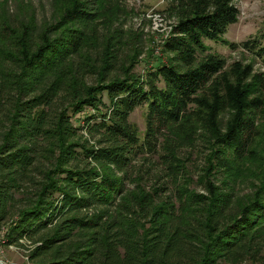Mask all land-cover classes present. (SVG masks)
<instances>
[{"label": "trees", "instance_id": "1", "mask_svg": "<svg viewBox=\"0 0 264 264\" xmlns=\"http://www.w3.org/2000/svg\"><path fill=\"white\" fill-rule=\"evenodd\" d=\"M87 1L54 0L42 25L0 10L2 244L38 243L28 264H264V179L238 192L249 164L264 165V73L205 44L238 22L235 0H177L166 59L148 56L144 73L138 49L120 58L115 0ZM242 44L264 55L259 38ZM143 106L142 136L130 117ZM198 145L195 181L181 152ZM146 154L174 195H159L162 175L146 183L134 165Z\"/></svg>", "mask_w": 264, "mask_h": 264}, {"label": "rangeland", "instance_id": "2", "mask_svg": "<svg viewBox=\"0 0 264 264\" xmlns=\"http://www.w3.org/2000/svg\"><path fill=\"white\" fill-rule=\"evenodd\" d=\"M176 1L115 0L120 10L115 27L123 28L126 33L125 40L127 42L119 51V55L122 59L129 52L128 49H138L141 51L139 58L144 61L137 65L136 70L138 72L144 73L146 72V68H149V63L146 62V59L150 55L154 56V58L161 57V60L166 59V54L162 52L163 43L171 34L172 26L177 23V17L171 11L176 5ZM87 2L90 5L98 6V0H88ZM235 2L240 9L238 22L228 27L227 32L223 36V40H205L207 52L224 57L228 64H231L235 60H240L245 64L251 63L255 71L264 73V55L261 56L256 52L249 51L242 44L247 40L258 38L261 43L264 42V0H235ZM56 7L54 0H0V10L4 9L11 16H17L19 20H27L33 14L38 25H42L45 22H52L55 19ZM14 22L17 23L18 20ZM99 30L103 32L102 26L99 27ZM137 33L138 35H136ZM233 44H236V46ZM99 52L100 49L93 50V56L98 55ZM119 72L117 70V73ZM96 76V74H88L85 80L89 84L96 83ZM104 100L106 103L109 102L107 94H104ZM60 107L62 106L60 105ZM2 108H4V111L6 110L5 105ZM91 111L92 109L87 108L86 113L88 114ZM72 113L70 111V114ZM83 116L84 114L73 115L72 120L75 124L76 122L84 123ZM1 117L4 118V115L0 113ZM130 118L137 124L143 136L146 129V107L137 108ZM202 151H204L203 146L198 145L194 151L181 152L190 164L195 181L198 179L200 173L199 166L205 164L204 152ZM186 152L192 154L188 155ZM145 157L151 160H145ZM134 165L137 168L143 165L145 169H150L146 177V183L149 185L153 184L159 175H162L163 178L159 179V182L165 183V189L159 193L161 197L164 198L174 195L172 178L166 175L168 171L165 170L166 167L159 158V154L140 155L134 161ZM249 166L252 174H246L248 176V178H245L246 182L243 181V183L238 185V192L241 191V194L251 192L254 188V184L252 185L253 180L256 181L255 183H259L260 180L264 179V165L249 164ZM127 185L133 187L130 181L127 182ZM196 187L199 191L204 192L203 187ZM23 191L22 189L18 192V195L22 196ZM6 229L7 224L0 225V264H28L29 254L38 243L33 244L30 239L23 238L20 241L21 245L2 244ZM243 264H256V262L247 260Z\"/></svg>", "mask_w": 264, "mask_h": 264}, {"label": "built area", "instance_id": "3", "mask_svg": "<svg viewBox=\"0 0 264 264\" xmlns=\"http://www.w3.org/2000/svg\"><path fill=\"white\" fill-rule=\"evenodd\" d=\"M1 244V243H0ZM1 246V245H0Z\"/></svg>", "mask_w": 264, "mask_h": 264}]
</instances>
